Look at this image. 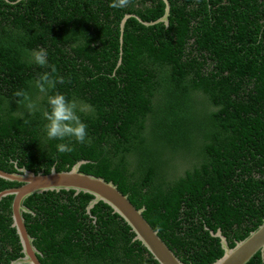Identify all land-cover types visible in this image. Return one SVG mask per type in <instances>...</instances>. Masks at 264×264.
<instances>
[{"label":"trees","instance_id":"obj_1","mask_svg":"<svg viewBox=\"0 0 264 264\" xmlns=\"http://www.w3.org/2000/svg\"><path fill=\"white\" fill-rule=\"evenodd\" d=\"M168 1V26L131 16L121 42L122 17L156 20L163 0H131L125 8L111 7L113 0H0V168L14 171L15 161L47 173L88 160L80 170L112 180L144 206L143 216L184 263L210 264L223 254L210 230L220 228L233 246L264 219V58L226 48L225 20L235 11L227 4ZM190 31L218 66H203L202 49L182 51ZM40 48L65 80L56 90L84 108L85 143L47 137L43 113L52 93L35 82L51 69L31 57ZM21 90L35 110L16 96ZM59 143L73 150L59 152ZM177 160L186 165L179 174ZM17 184L0 178V190ZM91 198L73 190L26 198L34 214L24 213L25 224L41 263L157 264L109 205L99 201L93 217L86 213ZM11 201H0V263L22 255ZM261 257L246 264H264Z\"/></svg>","mask_w":264,"mask_h":264},{"label":"water","instance_id":"obj_2","mask_svg":"<svg viewBox=\"0 0 264 264\" xmlns=\"http://www.w3.org/2000/svg\"><path fill=\"white\" fill-rule=\"evenodd\" d=\"M165 3L162 16L153 21H144L138 15L127 13L120 21V41L126 20L133 16L141 23L149 26L156 23L169 24L170 3ZM121 53V52H120ZM121 60L119 59L120 63ZM88 160L76 161L68 170H56L54 166L50 171L34 172L25 166H18L14 161L15 170L7 171L0 168V178L16 182L17 185L8 186L0 190V201L11 195V226L15 228L21 244V256L12 259L9 263L0 264H42L39 256L42 252L35 246L34 237L29 233L24 213L34 214V211L24 204L27 197L44 191L73 190L75 194L89 193L92 198L86 205V213L90 214L91 208L103 201L117 213L134 232V240H138L150 252L157 264H186L159 236L147 219L143 216L144 206L137 208L129 199L128 194L123 193L112 180H106L102 176L86 173L80 170V166ZM91 215V214H90ZM93 217V215H91ZM214 237H218L223 254L210 264H246L257 252L264 254V219L251 230L244 238L236 240L233 246H229L226 236L218 228L215 232L210 230Z\"/></svg>","mask_w":264,"mask_h":264},{"label":"clouds","instance_id":"obj_3","mask_svg":"<svg viewBox=\"0 0 264 264\" xmlns=\"http://www.w3.org/2000/svg\"><path fill=\"white\" fill-rule=\"evenodd\" d=\"M130 2L131 0H113L110 6L113 8H125ZM31 57L37 65L51 69V72L43 73L35 82L41 93L50 91L52 93L47 96L49 109L43 113L44 118L47 120L45 125L47 137L59 141L74 138L76 142L85 143L88 137V126L79 114L84 111V108L75 99H69L66 94L56 90L57 84L64 83L65 80L63 77L54 75L57 69L55 65L48 63V52L46 49L40 48L33 51ZM16 96L23 97L30 112L36 109L35 101L31 99L27 92L17 91ZM57 149L61 153L73 150L71 144L66 143L57 144ZM261 258L264 259V254H262Z\"/></svg>","mask_w":264,"mask_h":264},{"label":"flooded vegetation","instance_id":"obj_4","mask_svg":"<svg viewBox=\"0 0 264 264\" xmlns=\"http://www.w3.org/2000/svg\"><path fill=\"white\" fill-rule=\"evenodd\" d=\"M257 1L258 3L251 1V5L248 8H245L246 6L242 3V0H220L217 4H227L228 7H232L235 10L231 14L229 13L232 16V22L230 23L228 18L225 20L227 21L226 26H229L228 33L224 34L228 38L225 40L226 48L239 52L240 56H249L251 59L264 58V0ZM255 3L258 9L255 8ZM240 8L241 13L238 15L237 13ZM257 14L258 17H255ZM197 35L195 32L190 31L188 38L184 41L182 51L189 54L191 50L197 51V49H202L206 57L203 58V66H218L219 62L217 59L213 60L209 58V55H212L211 47L202 48L203 46L198 44ZM219 40L221 41L222 38ZM208 44L211 45L210 43Z\"/></svg>","mask_w":264,"mask_h":264},{"label":"rangeland","instance_id":"obj_5","mask_svg":"<svg viewBox=\"0 0 264 264\" xmlns=\"http://www.w3.org/2000/svg\"><path fill=\"white\" fill-rule=\"evenodd\" d=\"M199 115V114H198ZM201 116V115H199ZM186 165H184V162L181 161V160H177L174 165H173V168H174V173L175 174H179L182 172V170L185 168Z\"/></svg>","mask_w":264,"mask_h":264}]
</instances>
